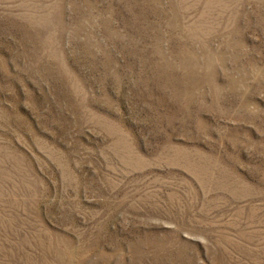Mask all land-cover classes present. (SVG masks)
<instances>
[{"label": "rangeland", "instance_id": "1", "mask_svg": "<svg viewBox=\"0 0 264 264\" xmlns=\"http://www.w3.org/2000/svg\"><path fill=\"white\" fill-rule=\"evenodd\" d=\"M0 264H264V0H0Z\"/></svg>", "mask_w": 264, "mask_h": 264}]
</instances>
